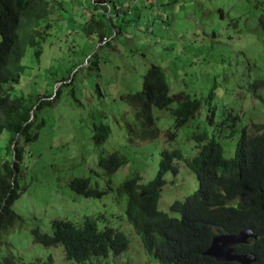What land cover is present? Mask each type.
<instances>
[{"label":"rangeland","instance_id":"374dc122","mask_svg":"<svg viewBox=\"0 0 264 264\" xmlns=\"http://www.w3.org/2000/svg\"><path fill=\"white\" fill-rule=\"evenodd\" d=\"M44 1L50 16L40 27L50 25L48 35L38 46L27 47L26 70L12 96L40 92L52 93L53 99L65 85L55 103L38 115L39 122H46L39 140L24 146L18 174L24 192L12 207L21 222L2 236L0 259L13 255L22 264L52 257L54 264H75L61 247L36 241L33 231L52 234L56 219L80 222L86 215H99V226L118 227L130 244L121 256L111 254L89 264H158L128 221L127 196L120 195L118 187L136 176L142 183L152 180L165 149L180 150L185 158L197 155V133L215 138L225 156L233 157L239 137L231 140L219 133L228 111L239 115L242 125L264 123V89L258 96L250 89L264 76V29L258 25L264 0H157L153 5L154 0H107L104 7L99 4L98 14L94 0ZM91 15L105 21L106 41L82 31ZM153 64L162 69L171 92H185L202 107L177 131L174 118L165 114L157 121L160 136L141 140L127 123L136 119L125 95L142 88ZM210 105L215 108L214 122L208 119ZM163 113L155 111V116ZM34 117L16 114L13 121L25 125ZM101 124L109 126L111 134L98 145L95 126ZM171 133L176 134L173 140ZM10 137L8 131L0 137L1 171L3 163L14 161ZM113 152L125 155L127 163L109 172L99 162ZM175 164L179 173L166 176L159 204L166 212L174 200L183 201L198 188V178L185 162L178 159ZM76 177H91L100 189L112 190L102 197L78 195L70 188Z\"/></svg>","mask_w":264,"mask_h":264},{"label":"trees","instance_id":"16d2710c","mask_svg":"<svg viewBox=\"0 0 264 264\" xmlns=\"http://www.w3.org/2000/svg\"><path fill=\"white\" fill-rule=\"evenodd\" d=\"M156 1L151 2L153 5ZM97 14L107 0H94ZM101 6H100V5ZM104 13V12H103ZM105 14V13H104ZM50 10L44 0H0V137L8 131L10 149L14 154L12 163H3L0 170V246L2 236L21 222V217L13 210V205L24 192L18 183L20 163L24 146L37 142L45 120L38 121V115L51 107L60 94L62 83L52 99V93L26 96H12V90L23 78L26 67L23 65L27 47L38 46L48 35L50 25L44 30L42 21H49ZM258 25L264 29V13L258 18ZM106 23L94 15L88 16L82 31L97 35L99 41H106ZM89 37V38H90ZM41 48L36 52L39 57ZM252 92L264 89V76L257 77L250 85ZM73 96L74 92L71 93ZM34 97V100L30 98ZM134 105L136 122L128 121L135 138L152 140L160 136L157 121L165 114L174 118L173 127L177 131L194 119L202 107V102L185 92H171L162 69L153 64L143 76L142 88L125 95ZM155 111L164 112L159 117ZM214 122L215 108L210 105ZM35 114L27 124L13 121L16 114ZM225 115V113H224ZM241 117L228 111L219 130L220 136L233 139L238 136L235 154L226 157L224 148L207 133H197L194 139L199 142L198 153L185 158L180 150L165 149L161 152L159 169L149 182L142 183L140 177L124 180L118 187L120 195L127 196L126 216L148 255L158 264H239L221 262L206 255L213 238L221 234L237 235L252 230L258 237L249 245H239L235 254H254L257 262L264 264V123L240 124ZM231 122V123H225ZM111 134L109 126H95V142L101 145ZM176 134L171 133L170 139ZM182 160L198 178V188L183 201L174 200L170 212L160 209L162 190L167 184L169 173L178 174L175 160ZM127 163L120 152H113L102 158L99 165L109 172L119 170ZM73 192L84 197H102L111 192L106 186L99 188L91 177H76L70 183ZM177 214L179 217L172 216ZM99 215H86L80 222L67 218L52 222L53 233H33L36 241L45 246L61 247L65 258L79 264H89L94 259L109 255L121 256L129 248L130 241L118 227L105 224L99 226ZM39 260L22 264H54ZM0 264H18L13 255L0 259Z\"/></svg>","mask_w":264,"mask_h":264},{"label":"water","instance_id":"95a60500","mask_svg":"<svg viewBox=\"0 0 264 264\" xmlns=\"http://www.w3.org/2000/svg\"><path fill=\"white\" fill-rule=\"evenodd\" d=\"M258 237L252 230L243 231L237 235L221 234L213 238L207 256L221 262H237L239 264H253L257 261L255 255H236L235 248L239 245H249L250 240Z\"/></svg>","mask_w":264,"mask_h":264},{"label":"clouds","instance_id":"9594fccd","mask_svg":"<svg viewBox=\"0 0 264 264\" xmlns=\"http://www.w3.org/2000/svg\"><path fill=\"white\" fill-rule=\"evenodd\" d=\"M154 1L157 2V0H154ZM154 1H152V2H154ZM150 3H151V2H150ZM105 4H106V3H105ZM228 235H230V234H228ZM252 240H254V239H251V240H250V243H251ZM236 255H237V254H236ZM248 255H251V254H248ZM253 255H254V254H253ZM255 257H256V256H255ZM256 259H257V258H256ZM256 262H257V261H256ZM256 262H255V263H256Z\"/></svg>","mask_w":264,"mask_h":264}]
</instances>
